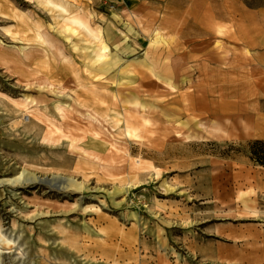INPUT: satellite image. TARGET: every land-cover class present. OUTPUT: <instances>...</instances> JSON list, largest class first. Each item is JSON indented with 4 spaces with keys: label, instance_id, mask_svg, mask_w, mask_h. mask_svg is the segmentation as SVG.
Here are the masks:
<instances>
[{
    "label": "rangeland",
    "instance_id": "1",
    "mask_svg": "<svg viewBox=\"0 0 264 264\" xmlns=\"http://www.w3.org/2000/svg\"><path fill=\"white\" fill-rule=\"evenodd\" d=\"M62 1L101 30L116 63L87 68L63 20L40 0H0V180L27 167L85 186L62 195L58 182L17 191L0 185V264H264V164L254 160V152L264 160V145L255 146L264 143V0ZM205 16L214 18V31L205 30ZM186 18L196 20L187 26ZM22 21L48 31L83 77L104 78L93 84L116 109L143 113L147 125L131 122L143 138L98 122L115 149L88 160L66 139L45 141V124L23 120L9 98H42L36 66L23 55L41 58L47 48L20 35ZM55 52L47 57L58 63ZM126 80L136 83L119 89ZM68 117L71 127L90 125L76 111Z\"/></svg>",
    "mask_w": 264,
    "mask_h": 264
},
{
    "label": "bare ground",
    "instance_id": "2",
    "mask_svg": "<svg viewBox=\"0 0 264 264\" xmlns=\"http://www.w3.org/2000/svg\"><path fill=\"white\" fill-rule=\"evenodd\" d=\"M40 3L45 5L52 13L53 18L62 19L65 24L64 30L67 34V39L70 40L71 47L74 51L83 53V61L87 68L101 67L108 68L111 64H115L114 58L110 59V48L106 41L102 39L101 30L95 29L91 22L81 15L70 13V2L62 0H40ZM190 10V9H189ZM16 15V13H14ZM17 16V15H16ZM196 19H185V24L190 26ZM211 16H205L202 20V24L205 26V30L214 31L216 26ZM23 28L20 35H29V41H35L39 45H43L45 53L41 58L35 56L34 51H26L23 55L24 60H29L35 64L37 79L39 80L38 90L42 91V98H36L30 94L22 95L20 100L9 98V101L13 103L17 110H20L24 118H28V123L45 124L47 126V132L44 140L49 143L61 142L62 140H68L70 150L73 153H78L84 159L98 161L101 156L108 151L115 149L114 144L106 143L102 138V132L99 131L94 125L103 121L105 124L111 127L114 131L124 133L127 137H131L134 140L143 138L144 130L142 127H138L131 122L143 120L144 125L148 124V120L145 115L140 112L136 113H123L110 102L109 94L107 92L98 90L93 82H103L104 78L93 76L83 77L82 67L78 60H73L72 57L67 56L65 50L58 46L52 39L48 31L36 26L28 25L22 21ZM164 23L170 26V22L164 21ZM218 33L221 32L217 31ZM111 36H109L110 38ZM125 35L120 33L117 41L123 39ZM115 44V41H113ZM48 49H54L59 56L58 63L50 62L47 57ZM26 50V49H25ZM23 50V51H25ZM210 54V52H208ZM210 59L212 55H210ZM253 61H248L247 67L251 66ZM143 66L146 70L154 76L157 80L168 85L172 89L177 88V84H174L168 77L157 73L153 64L144 63ZM62 76V78H59ZM74 80L75 89L70 90L65 86V82L68 78ZM97 77V78H96ZM67 78V79H65ZM69 78V79H70ZM92 79L94 81H92ZM115 83V82H113ZM112 83V84H113ZM119 89L125 85L133 86L135 81H119L117 82ZM117 85V86H118ZM32 84L28 85V89H32ZM49 94L56 97L55 99H49ZM69 98L72 101L71 105H65L59 101V99ZM134 106H139L137 97L133 98ZM52 102L53 110L56 116L60 120L54 117L48 104ZM110 102V103H109ZM133 102V101H132ZM143 110L146 108L144 105H140L139 108ZM82 110V111H80ZM68 111H76L78 114L90 120V125L86 127L74 126L70 124H64L68 119ZM22 121H18L15 124H21ZM183 124V123H182ZM199 124V123H198ZM197 124V125H198ZM64 125L67 131L64 129ZM74 133H79L77 136ZM196 135L187 134V138H192ZM140 163V161H137ZM58 182L60 186L57 188L58 192L62 195L80 194L84 191V182L78 181L75 177H67L61 174H54L51 177H41L27 167H24L15 177L6 178L0 180V185H9L14 190L20 188L27 189L31 185H41L46 183L50 189V183ZM0 240H3L0 237Z\"/></svg>",
    "mask_w": 264,
    "mask_h": 264
},
{
    "label": "trees",
    "instance_id": "3",
    "mask_svg": "<svg viewBox=\"0 0 264 264\" xmlns=\"http://www.w3.org/2000/svg\"><path fill=\"white\" fill-rule=\"evenodd\" d=\"M258 145H264V143L263 142H256L255 146H258ZM254 155H256V158H254V160H256L257 162H259L261 164H264V160L260 154H257L256 152H254ZM257 155H258V158H257Z\"/></svg>",
    "mask_w": 264,
    "mask_h": 264
}]
</instances>
